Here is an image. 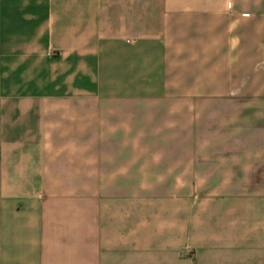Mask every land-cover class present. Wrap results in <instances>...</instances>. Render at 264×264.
<instances>
[{"label": "crops", "instance_id": "1", "mask_svg": "<svg viewBox=\"0 0 264 264\" xmlns=\"http://www.w3.org/2000/svg\"><path fill=\"white\" fill-rule=\"evenodd\" d=\"M251 96L264 0H0V264H264V199L184 188Z\"/></svg>", "mask_w": 264, "mask_h": 264}, {"label": "rangeland", "instance_id": "2", "mask_svg": "<svg viewBox=\"0 0 264 264\" xmlns=\"http://www.w3.org/2000/svg\"><path fill=\"white\" fill-rule=\"evenodd\" d=\"M226 108L225 106L218 108L219 114L222 113L223 117H218V121L212 124L214 137L208 135L199 139L193 137L194 113L193 108L187 106V169L184 186L187 204H193L192 200L195 197L209 194H234L245 196L247 199L248 197L255 200L264 199V99L251 96L248 105L234 107L236 110L233 118L227 116ZM242 110L249 111L241 116ZM231 119L234 120L233 123ZM242 129L248 130V138H244V144L248 146L249 151L229 153L227 148L225 152L216 150L213 153L201 152L216 145L222 149L227 141V144H230L229 135ZM236 139L234 137V145L241 146V140L238 142ZM206 181L212 182L205 184ZM260 203L264 204L263 201Z\"/></svg>", "mask_w": 264, "mask_h": 264}]
</instances>
